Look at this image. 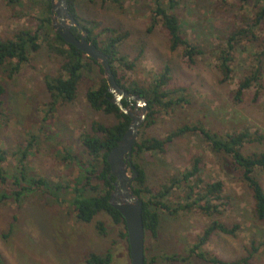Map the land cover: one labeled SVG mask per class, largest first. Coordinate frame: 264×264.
I'll return each instance as SVG.
<instances>
[{"label": "rangeland", "instance_id": "374dc122", "mask_svg": "<svg viewBox=\"0 0 264 264\" xmlns=\"http://www.w3.org/2000/svg\"><path fill=\"white\" fill-rule=\"evenodd\" d=\"M42 1L20 0L11 6L7 0H0V39H14L22 30H36L43 18ZM123 1V6L119 7L102 0L93 3L76 0L80 16L99 24L95 33L101 34L104 27L128 32L119 52L134 62V68L129 70L119 62L116 64L127 87L135 82L152 84L165 65H169V87L184 89L175 96H185L188 103L168 114H160L152 127L144 129L147 138L165 139L183 124L198 122L222 136L248 128L264 137V89L259 91L255 86L246 91L242 99L236 98L240 80L250 74L263 54L264 22L255 30V38L250 37L236 46L231 79L223 82L218 68V57L226 38L233 30L254 22L256 2L177 0L176 13L183 36L205 53L190 65L183 56V48L170 51L168 37L161 26L151 30L154 0ZM40 43L39 51L32 54L31 61L18 75L8 79L0 70V83L7 90L5 115H0V148L7 151L2 167L8 179L6 192L9 195L15 189L12 183L17 173L13 154L27 144L30 133L36 141L27 167L36 180H45L53 191V185L72 187L84 173L81 162L86 163L88 156L81 139L84 134L92 133V125L97 122L109 126L117 122L114 116L93 110L87 101V91L94 86V77L100 76L97 67L84 75L75 101H60L53 112L49 111L51 95L46 80L59 76L62 60L48 50L45 43ZM262 62L264 66V56ZM246 152H264V140L248 146ZM197 158L202 160L203 180L206 183L222 181V195L229 198L230 205L224 208L222 204L220 214L211 216L197 208L186 211L183 209L185 192L175 187L165 201L172 209H181L176 215L159 209L158 235L150 232L145 235L148 264H211L196 255L189 258V249L215 221L229 228L235 224L240 227L235 236L217 232L211 236L203 247L211 258L226 262L247 258L253 254V241H264V222L253 216L251 193L232 173L227 159L212 152L202 135L182 136L168 144L165 154L149 152L133 161L143 166L148 185L158 191L163 185L170 186L174 177L190 170ZM259 179L264 187V173H259ZM96 185L101 183L94 180L91 186ZM46 191L34 188L21 208L14 198L0 203V259L4 264H85V257L91 252L100 255L110 252L112 264H131L128 242L120 236L123 225L114 224L104 213L90 224L81 223L69 202L73 196L71 190H62L56 195ZM98 221L105 224L103 236L96 228ZM174 256L177 261L170 260ZM250 259L252 264H264V246Z\"/></svg>", "mask_w": 264, "mask_h": 264}, {"label": "trees", "instance_id": "16d2710c", "mask_svg": "<svg viewBox=\"0 0 264 264\" xmlns=\"http://www.w3.org/2000/svg\"><path fill=\"white\" fill-rule=\"evenodd\" d=\"M19 1L7 0V3L13 6L18 4ZM87 1L93 3L95 0ZM102 1L103 3L109 2L119 7H122L124 2L123 0ZM239 1L244 4L256 2L255 8L257 10L252 24L233 30L224 42V47L221 49L218 57L220 61L218 68L223 75V82L231 79L233 73L231 64L236 46L243 40L250 39V37L255 38V30L264 22V0ZM42 4L43 10L41 15L43 18L40 19L39 27L36 30H22L14 39H0V70L8 79H12L20 73L23 66L31 61L32 54L39 51L41 48L40 42L45 43L48 50L52 51L62 60L59 76L46 80V87L51 95L49 111L53 112L60 101H75L84 75L90 73L94 67H97L100 76L94 77V86L87 91V101L93 110L114 116L117 122L109 126L96 122L92 125V133L82 136L81 140L88 156V161L86 163L81 162L84 173L78 177L72 187L69 185L64 187L62 185H53L54 190L52 191L50 185L45 180H36L34 178V175H32L31 170L26 164L28 158L33 154L36 141L34 134L30 133L27 144L20 146L13 154L17 161V173L13 177L14 181L12 183L15 189L9 195L6 192L8 179L2 167V164L6 161L7 151L0 148V189L2 190L0 192V203L14 198L21 208L25 197L34 193V188H43L47 190L46 193H50L51 191L52 195H56L57 192L62 190L65 192L71 190L73 196L69 202L79 222L90 224L95 221V218L99 214H107L114 224L124 226V231L121 232L120 236L128 242L125 220L121 213L114 209L109 202L114 189L113 183L116 179L110 176V166L107 162V156L127 132L131 118L121 112L118 106L111 102L113 95L109 92V85L102 67L76 47L66 44L53 29L52 0H43ZM68 7L70 14L88 31L89 41L109 57L112 72L117 83L126 91L144 97L148 103L147 119L140 130L139 139L133 151V158H138L149 152L165 154L168 144L175 139L185 135L200 134L210 146L212 152L217 155H223L227 159L226 161L229 162L232 173L245 184L251 193L254 218L259 222H264V187L259 179V173H264V152H246L248 146L263 142L264 137L258 132H251L248 128H244L239 132L233 131L222 136L219 133L208 130L202 122H198L196 124H183L165 139L156 137L147 138L144 129L152 127L160 114H168L176 107L188 103L185 96H175L183 92L184 89L172 90L169 87L171 83V68L169 65H165L163 72L155 78L152 84L140 85L135 82L127 87L124 82V76L120 74V67L116 64L119 62L129 70L134 68V62H130L127 57L122 56L119 52V46L128 37V32H121L118 28L104 27L103 32L97 34L95 33V29L99 24L96 21H89L80 16L76 0H68ZM177 7V0H154L151 30L157 26H161L168 37L170 51L175 52L179 48H183V56L190 65H193L196 63V58L203 56L205 53L201 47L192 45L183 36L182 24L176 13ZM82 22L88 24V26L90 25V27L84 26ZM72 31L73 33H77L76 28ZM263 56L264 51L258 57L255 68L249 75L240 80L236 93L238 100L243 98L246 91L255 86L259 91L264 89V85L262 84V77L264 76ZM6 92V86L0 83V115L3 116L5 115L3 107ZM255 100H257V97H255ZM123 103L125 106L129 105L127 101H123ZM133 166L138 172V177L133 183V189L135 194L144 203L143 219L145 231L153 235H158L159 233L161 222L159 209L164 208L171 215H176L179 209H181V207L172 209L165 201L175 187H181L185 192L186 203L183 205V209L186 211H192L194 208H197L206 215L211 216L220 214L222 204L224 208L226 205H230L229 198L222 195L224 191V183L222 181L206 183L203 180L201 175L202 160L200 158L194 160L190 170H187L179 177H174L170 186L163 185L158 191L148 185L147 174L143 166L135 160L133 161ZM94 180H97L101 185L91 186ZM239 227V224H235L232 228H229L217 221L211 223L199 237L198 241L189 249V258L196 255L200 260L211 264H252L250 257H253V254L258 252L261 246H264V241L261 243H258L256 240L253 241V254L247 258H241L232 262L223 261L218 257L211 258L203 251L204 245L214 233L235 236ZM96 228L100 235L106 234L104 222L98 221ZM189 258H183V260ZM170 260L177 261L175 256L170 258ZM112 263L113 256L110 252L103 255L91 252L85 257V264ZM0 264H4L1 259ZM145 264H148L146 257Z\"/></svg>", "mask_w": 264, "mask_h": 264}, {"label": "water", "instance_id": "95a60500", "mask_svg": "<svg viewBox=\"0 0 264 264\" xmlns=\"http://www.w3.org/2000/svg\"><path fill=\"white\" fill-rule=\"evenodd\" d=\"M52 22L54 30L66 44L76 47L102 67L109 92L113 95L111 102L131 118L127 132L107 156L110 176L116 179L109 202L125 220L131 264H145L144 203L133 189L138 177L133 166V151L147 119L148 103L144 97L126 91L117 83L109 57L89 41L88 31L70 14L68 0H52ZM74 28L77 33H73ZM123 101L129 105L125 106Z\"/></svg>", "mask_w": 264, "mask_h": 264}, {"label": "flooded vegetation", "instance_id": "af4514ba", "mask_svg": "<svg viewBox=\"0 0 264 264\" xmlns=\"http://www.w3.org/2000/svg\"><path fill=\"white\" fill-rule=\"evenodd\" d=\"M53 23V22H52Z\"/></svg>", "mask_w": 264, "mask_h": 264}]
</instances>
